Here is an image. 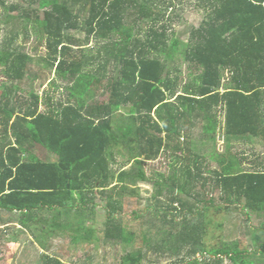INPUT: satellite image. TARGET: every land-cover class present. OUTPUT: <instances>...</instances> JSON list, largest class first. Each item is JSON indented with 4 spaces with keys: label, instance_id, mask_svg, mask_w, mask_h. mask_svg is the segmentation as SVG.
<instances>
[{
    "label": "trees",
    "instance_id": "1",
    "mask_svg": "<svg viewBox=\"0 0 264 264\" xmlns=\"http://www.w3.org/2000/svg\"><path fill=\"white\" fill-rule=\"evenodd\" d=\"M27 1L38 8L8 7L7 0H0L10 13L5 24L15 29V20L27 27L33 23L34 33L47 42V63L72 85L69 98L85 91L89 82L107 94L102 101L88 103L82 95L74 103L59 102L55 107L53 98H48L49 110L43 112L42 98L35 91L30 98L20 96L19 84L30 76L44 81L47 74L41 68L36 71L35 58L24 50L9 45L0 51V70L12 80L0 93V212H21L24 222L30 223L38 217L36 211H50L55 220L47 225L49 233L59 234L66 231L56 222L61 215L77 218L94 213L88 204L96 189L116 183L121 197L140 196L139 188L131 187L149 181L145 164L170 153L182 167L168 178L160 175L157 192L149 199L158 206L137 214L135 221L147 227L141 248L129 251L137 236L129 230L119 201L108 203L101 236L83 218L70 224L73 243L122 246L126 252L120 264H144L145 248L158 252L176 241L178 248L188 242L195 245L186 252L172 250L178 260L182 258L178 264L194 260L224 264L227 259L233 264H263L251 261L250 253H241L237 243L196 248L206 227L191 224L189 218L235 209L243 213V223H250L254 213L264 215V158L251 172L240 174L233 173L237 165L220 158L221 169L211 171L209 178L207 158L197 154L194 130L189 128L203 121L201 139L215 140L219 113L225 112L228 140L254 136L264 143V0H200L206 20L192 32L182 54L196 78L183 92L175 91L181 72L168 66L180 50L179 41L167 35L166 13L175 11L174 0ZM80 9L88 13L87 44L67 35L82 27ZM15 11L20 15L12 16ZM11 36L4 44L16 40L14 32ZM94 41L96 51L83 54ZM35 145L57 160L38 159L32 153ZM116 153L127 154L128 163H134L130 171L114 172ZM216 192L221 205L212 197ZM0 220L4 222L1 216ZM167 228L166 238L158 242ZM181 228L185 235L179 238ZM261 247L264 257V244ZM198 255L203 259L196 260ZM42 262L63 264L46 255Z\"/></svg>",
    "mask_w": 264,
    "mask_h": 264
},
{
    "label": "rangeland",
    "instance_id": "2",
    "mask_svg": "<svg viewBox=\"0 0 264 264\" xmlns=\"http://www.w3.org/2000/svg\"><path fill=\"white\" fill-rule=\"evenodd\" d=\"M12 4L18 5L24 8H38V5H31L27 0H7V5ZM175 11L165 12L167 14L166 25L169 26L167 35L170 38L175 37L179 41V55L169 62L168 66L170 69H179L181 72L178 87L175 91L183 92L187 85H192V81L196 78L195 69H190L187 62L183 61L182 54L186 51V45L189 43L192 32L199 30L206 20V12L203 8V4L200 0H174ZM7 7H2L0 5V21L2 25V31L0 30V51L8 48L9 45L13 46V49L18 51H26L28 54L33 56L35 59L34 68L36 71L41 68L46 74L47 78L37 79L36 81L31 79V76L25 81L19 84L21 88L20 96L24 98H30V92L35 91L42 98L41 110L43 112H48L49 106L46 105L48 98H53V107L58 105L59 102H73L76 99L83 98L88 102L102 101L106 93L105 89H98L95 82L85 83L89 86L86 90L78 94L75 93L76 98H69V89L72 85L68 84L67 80L59 78L56 75L55 69H51L49 63H47L48 50L47 42L42 41L41 37H38L32 27L33 23H30V27H27L25 22L22 20H15L16 28L12 29V24H5V17L10 14ZM21 14V10H20ZM16 11L11 13L12 16L20 15ZM80 24V29L70 30L67 35L86 42L87 32L86 20L88 19V13H83L81 9L77 12ZM76 14V15H77ZM12 29V30H10ZM10 30L8 33L7 31ZM146 30V28H144ZM14 32L16 40L14 42L8 41L4 44L6 40L12 38L11 33ZM17 34H19L18 37ZM87 44V43H85ZM7 45V46H6ZM97 42L94 41L82 52L83 54H91L96 51ZM19 48V49H18ZM79 49V47H78ZM77 49V50H78ZM76 52L78 57H82ZM113 73L115 70L113 68ZM172 74L173 78L177 75ZM226 84L228 83V74L225 75ZM53 81V82H52ZM44 82V83H43ZM12 80L4 73V70H0V93L5 90V86H10ZM225 87V86H224ZM181 94V93H179ZM178 94V95H179ZM177 95V96H178ZM176 96V97H177ZM176 97L174 100H176ZM125 114V112H123ZM225 117V112L219 113V120L222 123ZM198 125L194 129V125L189 128V131L194 132L195 137V148L197 149V154L205 156L207 158L208 166L205 168L206 176L212 178L211 171L220 170L221 167L218 163V159L225 158L228 162L237 165L233 170L234 174H240L242 172H251L253 167L257 163V153L261 156L264 155V143H261L260 138L254 136L249 137V140H253L250 146L245 138H234L228 140L225 135V129L217 130L215 135V140L212 139H201L202 132L205 122L201 121L197 123ZM1 133V132H0ZM190 133V132H189ZM258 141V142H257ZM260 142V143H259ZM257 145V148H256ZM32 153L40 160L56 161L57 158L52 153L50 154L41 146H34L32 148ZM180 160L175 156V154L166 153L162 155L157 161L149 162L145 164L144 171L149 178L148 182H139L136 187H131L132 189L139 188L140 196L132 197H121L119 190H115L117 184L113 183L111 186L104 189H96L94 192L93 200L88 205L92 203L90 210L94 209V213L90 215H81V217L61 215L56 222L62 226V230L59 234H50V227L47 225L52 223L53 214L50 211L39 212L36 211L38 216L32 222H24L25 214L14 211L12 213L0 212V216L3 221L0 220V264H43L42 257L51 256L54 260H59L63 264H120L121 256L125 255V250L122 246L112 245L105 246L102 242H82L75 244L72 241L73 233L69 230L68 226L70 224H75L76 219L83 218L87 220V226L96 231L98 235H102L105 230L106 218L109 212L108 203L110 202H121L123 205V216L128 222L127 226L129 230L136 233L137 241L130 246L129 251L134 248H141L143 245L142 238L143 232L147 230V227L143 225L142 221H135L138 213L145 212V210L150 206L156 209V202L152 199L157 192V187L155 183L161 179L160 175L168 178L171 174H174L176 170L182 167V162L178 163ZM113 170L115 173L119 174L121 170L126 169L130 171L133 164L128 163V156L115 154ZM207 190L209 192L213 191L212 186H208ZM115 191V192H114ZM219 192L212 195L216 201V205H221L222 202L219 200ZM165 201V197L163 198ZM39 214V215H38ZM243 213H238L235 209L231 212H222L221 214H215L214 210L207 216L195 215L191 216V224L202 223L206 227V231L202 238H200L199 244L196 248L204 246L208 250L218 249L224 247L226 244L233 245L237 243L239 251L241 253H250L251 261L264 264V257L262 256V245L264 244V215H258L254 213V217L250 223H243L241 221ZM154 215V213H152ZM245 219V218H244ZM179 220V219H178ZM47 223V224H46ZM28 228V229H25ZM25 229V230H24ZM170 228L166 229L157 240L160 242L162 239L166 238ZM183 232V233H181ZM181 235L179 238L185 235L183 228L180 229ZM158 235L154 234L156 238ZM199 238V237H198ZM174 241V239H173ZM188 242V240H186ZM174 243V244H173ZM176 242L171 244H165L162 247L165 250L153 252L149 248H145V260L144 264H178L180 263V258L173 256V251L180 250L186 252L188 249L194 248V243L188 242L187 247L178 248ZM182 245V243H180ZM211 257V256H210ZM184 258V257H183ZM197 259H203L201 255H198ZM178 260V263L176 262ZM212 262V261H211ZM207 262H196L190 261L188 263L182 264H208ZM213 264V263H212ZM224 264H233L232 260L227 259Z\"/></svg>",
    "mask_w": 264,
    "mask_h": 264
},
{
    "label": "crops",
    "instance_id": "3",
    "mask_svg": "<svg viewBox=\"0 0 264 264\" xmlns=\"http://www.w3.org/2000/svg\"><path fill=\"white\" fill-rule=\"evenodd\" d=\"M222 128H224L225 129V120H224V118H223V122L221 123L220 122V120H219V125H218V129L217 130H221ZM246 139H248V138H246ZM259 140H261V139H259ZM247 141H249V145L251 146L252 145V142H254L253 140H247ZM232 142H234V139H232ZM258 142V141H257ZM263 141L261 140V143H262ZM260 143V142H259ZM256 148H257V145H256ZM257 163H259L260 162V160L261 159H263L264 158V155L263 156H261L260 154H259V152L257 153Z\"/></svg>",
    "mask_w": 264,
    "mask_h": 264
}]
</instances>
